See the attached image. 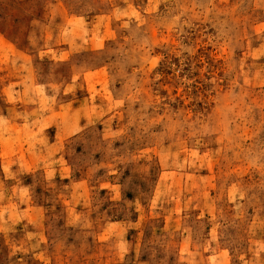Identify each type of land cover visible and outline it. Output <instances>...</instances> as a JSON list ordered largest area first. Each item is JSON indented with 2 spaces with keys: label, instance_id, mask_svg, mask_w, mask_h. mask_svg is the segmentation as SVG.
I'll return each mask as SVG.
<instances>
[{
  "label": "rangeland",
  "instance_id": "374dc122",
  "mask_svg": "<svg viewBox=\"0 0 264 264\" xmlns=\"http://www.w3.org/2000/svg\"><path fill=\"white\" fill-rule=\"evenodd\" d=\"M0 264H264V0H0Z\"/></svg>",
  "mask_w": 264,
  "mask_h": 264
}]
</instances>
